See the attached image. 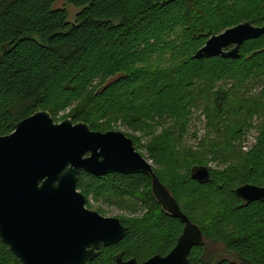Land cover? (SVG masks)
<instances>
[{"label":"trees","instance_id":"trees-1","mask_svg":"<svg viewBox=\"0 0 264 264\" xmlns=\"http://www.w3.org/2000/svg\"><path fill=\"white\" fill-rule=\"evenodd\" d=\"M55 1L0 0V136L43 110L55 122L69 111L73 123L85 122L92 130L104 129L99 119L120 118L145 131L161 118L186 124L192 109L201 106L207 127L223 134L207 155L212 160L219 152L237 151L254 114L264 123L263 96L235 100L230 89L217 85L231 81L240 89L247 79L264 76V33L243 42L237 59L193 57L210 36L227 28L243 22L264 26V0H68L80 8L72 24L65 9L53 8ZM147 150L153 161L178 152L161 142ZM246 155L217 173L193 159L171 184L154 169L203 240L223 243L237 259L218 252L205 257L202 242L190 252L191 264H264V201L245 204L234 194L243 183L264 185V136ZM195 166L207 167V182L191 179ZM76 188L86 201L108 195L146 206L139 219L119 217L128 228L125 237L101 247L85 264H114L117 254L138 261L163 255L181 233L183 223L157 203L147 174L81 171ZM0 264H22L1 238Z\"/></svg>","mask_w":264,"mask_h":264},{"label":"water","instance_id":"water-1","mask_svg":"<svg viewBox=\"0 0 264 264\" xmlns=\"http://www.w3.org/2000/svg\"><path fill=\"white\" fill-rule=\"evenodd\" d=\"M263 33L264 26L240 23L210 36L193 57L237 59L243 42ZM81 171L96 176L149 175L157 203L183 223L165 255L138 261L117 254L114 264H191L188 254L203 242V234L133 141L120 131L92 130L69 117L55 122L47 110L19 120L11 133L0 136V238L22 264H85L96 258L101 247L125 237L128 228L120 218L104 217L86 207L85 196L76 188ZM190 177L205 183L210 173L207 167L195 166ZM234 194L245 204L264 201V185L243 183Z\"/></svg>","mask_w":264,"mask_h":264},{"label":"rangeland","instance_id":"rangeland-1","mask_svg":"<svg viewBox=\"0 0 264 264\" xmlns=\"http://www.w3.org/2000/svg\"><path fill=\"white\" fill-rule=\"evenodd\" d=\"M53 8L65 9L67 11V21L70 24L75 22V15L80 10V8L71 5L68 0H56ZM231 83V81L226 82V84L220 82L217 85L230 89L231 98L235 100L237 98L259 99L261 96L264 97V76L259 77V79H247L244 82V86L240 89L232 88ZM69 113V111L59 113L56 122L62 121L65 117L67 118ZM98 124H102L103 127L101 128H104L102 130L120 131L129 137L133 141L136 151L150 162L153 169L160 171L164 182L169 184L173 183L172 180L183 176L182 167L193 159H196L197 162H204L215 173L224 171L230 165L240 163V159L255 149L264 136V123L262 122L261 115L254 114L249 120V124L243 131L242 136L235 144L237 151L228 153L219 152L217 154L218 157L211 160L209 156L207 159V155L213 149V144H217L218 146V144L222 143L223 134L215 133L211 127H207L206 117L202 112L201 106L192 109L191 116L186 124L173 119L161 118L148 124L150 127L145 131L128 127L120 118L99 119ZM155 142H161L162 146L170 145L174 146V148L177 147L178 152L169 160L158 161L159 159H157L153 161L149 158L147 146ZM217 150H219L218 147ZM86 207L97 211L104 217H120L125 221L139 219L146 213V206L140 200L131 198L130 200L120 201L118 198L108 195H101L99 197L89 196L86 201ZM203 242L205 257H210L214 252H218L219 257L237 260L236 257L225 250L223 243L212 242L208 239H204Z\"/></svg>","mask_w":264,"mask_h":264},{"label":"flooded vegetation","instance_id":"flooded-vegetation-1","mask_svg":"<svg viewBox=\"0 0 264 264\" xmlns=\"http://www.w3.org/2000/svg\"><path fill=\"white\" fill-rule=\"evenodd\" d=\"M174 244H175V243H174ZM174 244H173V246H174ZM173 246L170 248V250L173 248ZM170 250H169V251H170ZM169 251H168V252H169ZM191 251H192V250H191ZM191 251H190V252H191ZM168 252H167V253H168ZM165 254H166V253H165ZM165 254H163V255H165ZM189 254H190V253H189ZM189 254H188V257H189Z\"/></svg>","mask_w":264,"mask_h":264}]
</instances>
